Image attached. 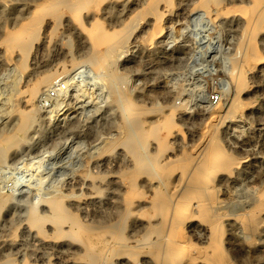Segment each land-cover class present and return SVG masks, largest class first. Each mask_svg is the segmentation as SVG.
Masks as SVG:
<instances>
[{"label":"rangeland","instance_id":"obj_1","mask_svg":"<svg viewBox=\"0 0 264 264\" xmlns=\"http://www.w3.org/2000/svg\"><path fill=\"white\" fill-rule=\"evenodd\" d=\"M219 1V9H224L220 10L222 13L218 11L219 14L213 3L204 11H196L192 9L195 0H177L169 10L164 2H159L162 29L150 41L147 42L146 36L154 17L146 14L139 19L126 46L117 51L113 65L98 70L92 64L81 63L38 92L34 99L36 114L24 139L8 149L3 154L6 156L0 155V196L6 198L0 206V261L10 256L16 262L25 260L31 264H163L167 228L160 233H147L150 220L138 212L146 207L150 195L155 192L159 195L179 186L180 169L172 172L169 182L163 181L158 174L139 177L137 185L145 194L135 200L132 215L124 221V239H109V252L97 261L79 257L82 253L80 243L44 239L26 224L32 208L47 215L59 213L61 209L54 211L50 198L61 199L60 194H63V209L75 214L79 224L101 225L104 229L109 225L119 227L118 196L127 186L118 178V173L131 166V155L120 144L110 151H105L104 146L118 137L122 120L126 121L133 113L132 108L123 114L128 105L126 97H129L134 108L143 105L163 108L170 104L183 108L184 113L174 120L173 131L168 137L169 147L161 159H173L199 143L198 151H201L209 141L207 138L218 130L216 135L223 150L238 162L233 166L236 167L234 170L219 172L213 183L212 193L218 201L212 206V210L216 208L213 212H218L220 205L226 206L224 209L229 213L223 220L224 253L234 264H264V213L261 229L252 245H247L240 225L233 220V214L247 207L264 186V60L255 72L250 73L249 91L241 94L243 100L253 101L254 107L243 114L242 122L227 118L226 110L234 96L229 75L232 55L246 28L244 16L236 6L250 3L249 0ZM40 2L42 0H0V41L5 29L17 28L26 12ZM139 2L143 3V0ZM105 4L100 3V7L91 13L108 31L122 27L136 12L120 7L101 11ZM65 25L58 39L56 37L48 46H34L29 68L34 66L35 70L39 67L41 70L45 66L54 70L57 63L67 60V37L73 44V56L85 57L86 40L77 30L75 32L76 28ZM256 39L258 50L264 56V27ZM1 48L0 43V135L10 132L15 125L14 109L23 108V103H18V90L23 92L25 77L28 78L24 72L25 75L21 74L16 82L15 58L4 61ZM12 86L17 92L15 96L11 93ZM219 105L217 124L211 127L215 129L202 134L210 111ZM155 119L153 112L148 113L144 125ZM141 150L152 155L154 142H148ZM87 173L105 178L101 182L95 181L101 189L98 193L92 187L93 176L85 175ZM171 215L172 207L168 218ZM190 221L184 228L190 242L206 245L203 226L195 217ZM151 222L155 224L157 220ZM49 224L47 232L52 228ZM64 224L67 229L74 225L70 221Z\"/></svg>","mask_w":264,"mask_h":264},{"label":"bare ground","instance_id":"obj_2","mask_svg":"<svg viewBox=\"0 0 264 264\" xmlns=\"http://www.w3.org/2000/svg\"><path fill=\"white\" fill-rule=\"evenodd\" d=\"M139 1L140 0H42L40 3H35L32 8L26 12L25 19L17 28L13 30H4L3 37L0 41L2 45L1 52L5 59L4 61H10L15 58L14 66L16 67L15 70L17 73L15 77L16 82L17 79L19 80V76L21 74L23 75L24 72L27 73L28 78L25 77V89L22 90L23 92L18 90V103L21 101L23 103V108L18 107L14 109V114L16 116L14 120L15 125L10 132L0 135V155H3L5 152L7 153L8 149L13 146L16 147V145L24 139V135L28 132V128L33 123L36 114L34 99L43 87H47L62 73L79 66L81 63L92 64L98 70H104L109 65H113V63L116 62L115 55H117V51L121 47L126 46L140 21L139 19H141L143 15L152 14L154 17L152 19V28L150 27L151 30L146 36L148 42L153 35L159 33L162 29L159 2H164L163 5H166V10L171 9L174 6L173 4L177 2V0H143V3ZM100 3H106L100 8L101 11L120 7L121 10H136V12L133 15L130 14L132 16L125 21L126 23L123 24L122 27L108 31L97 16L91 13L92 10L100 7ZM211 3H213L216 8H214L215 12L218 13L219 11L220 13L224 11L223 8V10L221 8L219 9L221 3L219 0H195L192 9L204 11L210 7ZM249 3L248 6H236L238 7L236 10H240L244 16L246 28L240 40L238 39L239 41L235 47V52L232 55V67L229 73L234 86V96H232L230 100L231 102L226 110V116L227 118L230 117L233 121L236 119L240 121V119L245 116H243V114L252 110L254 107L253 101L243 100L241 94L245 91H249L251 84H249L250 73L255 72L257 68H259L261 62H263L262 60H264V56H262L261 52L258 50V44L256 42V36L258 33L262 32L264 27V0H249ZM117 11L116 13H118ZM204 14H206V12ZM88 20L90 22H88ZM88 24H90V26ZM63 25H65L64 27L68 26V28L69 26L70 28L74 27L76 28L75 32L77 30L79 34H82V38L86 40L87 50L85 57L78 59L73 56V44L70 38L67 37L65 42L69 48L67 60L62 62L58 61L59 63H57V67L54 68V70H50L51 68L47 69L45 66L41 70H39L40 67L37 68V70H35L36 68L34 66L29 68L28 65L31 64H29V58L31 59L34 46L37 47V44H42L40 46H48L56 37L58 39ZM48 65L49 64L46 66ZM31 75L33 76L30 78ZM117 75L116 73V76ZM16 85L17 83L15 86ZM14 88L11 92L12 94L14 92L13 96L17 94ZM124 96V92L121 91V97L124 98ZM126 100V103L128 102V107L125 106L123 114L126 115L128 110L132 108L134 111L129 119L126 121L125 119L122 120L121 131L118 137L113 139L111 143L107 145L104 144L106 145L104 146L105 151H110L116 145L120 144L124 146L131 155V166L118 173V178L121 182L124 181L127 186L125 190L123 188L124 186L122 187L124 191L122 190V193L118 196L119 227L116 228V226L112 227L109 225L104 229L101 225L79 224L75 214L63 209V194H60L63 201L55 196V198H50V202H53L50 204H54L52 206L53 210L59 212L58 210L61 209L59 213H53V210H51L52 213L47 215L48 213L43 214L40 211L38 212V209L35 210L36 208H32L26 219L27 226H29L30 229L32 228L39 236L44 237V239L76 241L82 246V253L80 252L81 254L79 257L86 260L88 259L92 262L97 261L109 252V246L107 244L109 239H124V221L130 214L132 215L135 200L142 198L145 194L142 191L143 189H140L137 185L139 177L141 175L151 176L152 174H158L163 181L169 182L172 172L180 169L181 180L179 181V186L170 188V190L161 194L159 193V195L155 194L156 192L150 195L146 207L143 210L140 209V212H138L148 217L150 220L147 224V233L151 231L160 233L167 228L163 264H185V262L191 264L198 262L204 264H234L232 263L233 260H229L231 258H226L222 246V237H224L223 220L229 213L224 209L227 208L226 206L223 208V206L220 205L219 211L216 213L213 212L216 208L212 210V206L217 204L218 201L214 198L212 190L215 189L213 183L217 178V174L223 171L230 172L232 169L234 170L236 167L233 168V166L238 162L233 155L227 154L226 150H223L220 145L222 143H219V139L216 135V133L218 134V130L212 133L213 136L211 138H207L209 141L205 142L201 151H198L201 147L199 143L197 146L194 145L195 147L189 152H184L183 154L181 152L180 156L177 155V157L173 159H161L162 155L169 147L168 137L173 131L174 120L177 115H182L184 113L183 108L175 104L165 105L166 107L163 108H147L144 105L134 108L135 105L130 101V98L126 97ZM220 107L221 105L213 107L210 111L209 119L207 123H205L203 129L204 133L202 132V134H205L209 129H215H211V127L217 124V114L220 111ZM150 112L155 114L156 119L152 123L144 125L147 114ZM205 139L206 138H204V140ZM150 141L154 142L155 145V152L152 155L141 150V148L146 146ZM198 152H200V154ZM193 157L195 159H193ZM175 172H173V174ZM85 175L93 176L91 173ZM171 179V181H174L173 178ZM91 180L94 192L96 191L95 193H98L101 191V189L96 186L95 181L101 182L105 180L103 175L93 176ZM5 202L6 198L0 196L1 207ZM137 205L139 206V204ZM171 207L172 215L168 218ZM263 213L264 186L257 191L255 197L247 207L240 208L239 211L233 214V220L240 225L244 233V241L247 245L255 243L254 238L261 229ZM194 217L203 226L206 232V245L204 246L194 245L185 234V226L191 222L190 220ZM151 220H157V222L153 224ZM68 221L72 222L75 226L68 227V229L65 228L64 225L66 224H64V222L68 223ZM47 223L52 225L50 232L46 231ZM113 223L115 225L116 222ZM153 246L155 247V245ZM0 264L31 263L25 260L19 263L12 257L6 256L0 261Z\"/></svg>","mask_w":264,"mask_h":264}]
</instances>
